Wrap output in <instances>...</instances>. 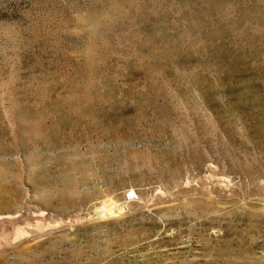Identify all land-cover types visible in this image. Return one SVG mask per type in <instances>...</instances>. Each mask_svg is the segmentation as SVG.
<instances>
[{
	"label": "rangeland",
	"instance_id": "obj_1",
	"mask_svg": "<svg viewBox=\"0 0 264 264\" xmlns=\"http://www.w3.org/2000/svg\"><path fill=\"white\" fill-rule=\"evenodd\" d=\"M0 264H264V0H0Z\"/></svg>",
	"mask_w": 264,
	"mask_h": 264
}]
</instances>
